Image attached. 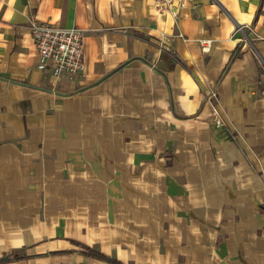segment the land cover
<instances>
[{
    "label": "crops",
    "instance_id": "0c3cea01",
    "mask_svg": "<svg viewBox=\"0 0 264 264\" xmlns=\"http://www.w3.org/2000/svg\"><path fill=\"white\" fill-rule=\"evenodd\" d=\"M31 21L83 31L81 75L38 69ZM7 255L264 264V0H0Z\"/></svg>",
    "mask_w": 264,
    "mask_h": 264
},
{
    "label": "built area",
    "instance_id": "2783aa9c",
    "mask_svg": "<svg viewBox=\"0 0 264 264\" xmlns=\"http://www.w3.org/2000/svg\"><path fill=\"white\" fill-rule=\"evenodd\" d=\"M154 1L160 12L170 10L172 0ZM30 25L39 55V70L50 71L56 80L74 78L84 72L85 44L81 29H66L36 21H31ZM215 96L216 93H212V97Z\"/></svg>",
    "mask_w": 264,
    "mask_h": 264
},
{
    "label": "trees",
    "instance_id": "16d2710c",
    "mask_svg": "<svg viewBox=\"0 0 264 264\" xmlns=\"http://www.w3.org/2000/svg\"><path fill=\"white\" fill-rule=\"evenodd\" d=\"M91 253H92V254H95V255H98V256H101L102 258H107V257H105L104 255H101L100 253H95V251H93V252L91 251ZM12 257H13L14 260H16V259H20V258L18 257V255H15V254L12 255ZM10 258H11L10 255L0 257V264H2L3 262L9 260ZM110 260L113 262V264H122L121 262H119V261H117V260H115V259H110Z\"/></svg>",
    "mask_w": 264,
    "mask_h": 264
}]
</instances>
